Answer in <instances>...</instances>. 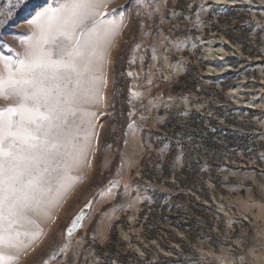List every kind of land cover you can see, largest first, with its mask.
<instances>
[{
    "label": "rangeland",
    "instance_id": "1",
    "mask_svg": "<svg viewBox=\"0 0 264 264\" xmlns=\"http://www.w3.org/2000/svg\"><path fill=\"white\" fill-rule=\"evenodd\" d=\"M61 2L0 0L12 61L0 75L25 58L35 14ZM86 24L104 59L68 115L84 152L69 143L49 169L51 191L23 222L39 235L3 248V264H120L125 252L128 264H264V0H103ZM12 106L0 94V110ZM146 148L145 184L177 189L159 206L131 183ZM187 178L198 195L178 188Z\"/></svg>",
    "mask_w": 264,
    "mask_h": 264
},
{
    "label": "snow or ice",
    "instance_id": "2",
    "mask_svg": "<svg viewBox=\"0 0 264 264\" xmlns=\"http://www.w3.org/2000/svg\"><path fill=\"white\" fill-rule=\"evenodd\" d=\"M102 2L62 0L37 12L25 58L6 77L0 75V94L14 105L0 110V264L3 248L19 250L27 246L22 237L39 235L23 231V222H31L29 213L51 191L49 169L67 155V145L84 152L78 134L69 132L68 115H75V105L90 92L96 59H104L99 34L86 24ZM113 31L106 27L104 36ZM0 61L5 67L12 63L3 56Z\"/></svg>",
    "mask_w": 264,
    "mask_h": 264
},
{
    "label": "trees",
    "instance_id": "3",
    "mask_svg": "<svg viewBox=\"0 0 264 264\" xmlns=\"http://www.w3.org/2000/svg\"><path fill=\"white\" fill-rule=\"evenodd\" d=\"M126 83H127L126 77L124 76V82L122 83V87H123V90H124V93H123L124 98H126L127 94H128L127 93V85H126ZM114 111H115V119H118V117L120 116V112H119L118 108H117V110L115 109ZM128 111L129 110L126 107L122 108L123 121H126V122L128 121V117H127ZM168 123H169V121L165 122L163 127L168 125ZM160 133L161 132H159V133L158 132H150L149 134L151 135V138H152L153 136H155L157 134H160ZM143 136H144V138H146L145 136H147V132H143ZM171 147H172V152H174L175 148H174L173 143H172ZM145 150H146V154L140 161V178H139L138 181L135 180V181H132L131 183L133 185H135L137 183L138 184H143V188L145 190L146 195L149 196V198H151L153 200V203H154L155 206H159L163 196H165L167 194H171L172 195V193L174 191H176L177 189H172V186L169 185L167 190H162V188H160V186L158 184H155L154 182H153V184H151V186H150V184H145L144 181L147 180V179L149 180V183H151V181L149 179L150 177L148 178V175H147L149 166H148V164L146 162V156H148V155L151 156L152 155V153H150L151 151H149L147 148ZM183 166H184V168L182 170H180V172H182L183 174H186L187 173L186 172V168H187L188 165L187 164H183ZM164 172H166V169H165ZM177 185H178V188L181 187V188H184L185 190H187L188 194H193L194 193L195 195H198V192L194 188L193 183L188 178L185 181H178ZM143 204H145V201H144ZM132 257H135V255L130 254L129 252H125L124 254H121L117 258V261L120 264H128L127 259L128 258H132Z\"/></svg>",
    "mask_w": 264,
    "mask_h": 264
},
{
    "label": "water",
    "instance_id": "4",
    "mask_svg": "<svg viewBox=\"0 0 264 264\" xmlns=\"http://www.w3.org/2000/svg\"><path fill=\"white\" fill-rule=\"evenodd\" d=\"M88 212H89V209H88V207H86L83 210H81L79 212V214H77V216L73 219L71 226L67 232L68 236H71V235H74L75 233H77V231L81 227L83 220L86 218Z\"/></svg>",
    "mask_w": 264,
    "mask_h": 264
},
{
    "label": "bare ground",
    "instance_id": "5",
    "mask_svg": "<svg viewBox=\"0 0 264 264\" xmlns=\"http://www.w3.org/2000/svg\"><path fill=\"white\" fill-rule=\"evenodd\" d=\"M39 9V8H38Z\"/></svg>",
    "mask_w": 264,
    "mask_h": 264
}]
</instances>
